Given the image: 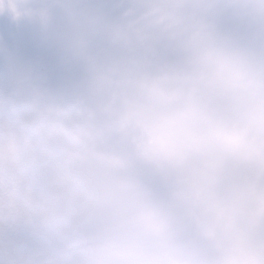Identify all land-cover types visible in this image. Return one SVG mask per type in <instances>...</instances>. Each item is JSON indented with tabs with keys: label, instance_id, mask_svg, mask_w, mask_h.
I'll use <instances>...</instances> for the list:
<instances>
[{
	"label": "clouds",
	"instance_id": "clouds-1",
	"mask_svg": "<svg viewBox=\"0 0 264 264\" xmlns=\"http://www.w3.org/2000/svg\"><path fill=\"white\" fill-rule=\"evenodd\" d=\"M0 264H264V0H0Z\"/></svg>",
	"mask_w": 264,
	"mask_h": 264
}]
</instances>
